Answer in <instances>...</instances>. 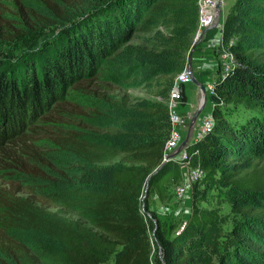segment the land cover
I'll return each mask as SVG.
<instances>
[{
    "label": "trees",
    "instance_id": "16d2710c",
    "mask_svg": "<svg viewBox=\"0 0 264 264\" xmlns=\"http://www.w3.org/2000/svg\"><path fill=\"white\" fill-rule=\"evenodd\" d=\"M197 1L20 0L9 20L0 10V42L35 25L59 30L34 56L0 60V156L17 177L48 182L27 197L0 189V264H264V0H235L193 51L191 63L219 32L212 53L228 50L234 66L224 79L220 60L214 73L193 71L200 83L215 76V125L186 147L205 174L187 225L174 235L147 199L141 210L147 186L165 203L181 182L177 162L162 165L165 103L187 65ZM139 88L160 100L130 95ZM40 141L71 159L70 177L56 172L66 183L39 170ZM216 188L239 217L231 232L198 207Z\"/></svg>",
    "mask_w": 264,
    "mask_h": 264
},
{
    "label": "rangeland",
    "instance_id": "374dc122",
    "mask_svg": "<svg viewBox=\"0 0 264 264\" xmlns=\"http://www.w3.org/2000/svg\"><path fill=\"white\" fill-rule=\"evenodd\" d=\"M18 1L20 0H0V10L3 13L4 19L9 20V13H15V6ZM234 2L235 0H222L221 11L223 18L227 16ZM58 31L59 30L43 31L41 30V28H39V25H35L32 28L25 29L20 39L18 38L7 40L6 42H0V60L8 59L9 61L13 62L20 58V56L32 57L37 53V51L41 47H43L44 41L52 37ZM9 33L10 35H12L10 31ZM217 60L219 61L220 59ZM213 79L214 77L211 80L209 78L208 81L205 79V77L200 78L201 82L206 86L212 83ZM181 90L185 103H182V100L180 101V104L178 105V112H193L198 106L200 98L199 90L192 83L181 85ZM129 93L130 95L136 98L157 101L160 100V98L154 94L155 90L139 88L135 90H130ZM211 97H213V95H211L209 91H206V106L197 118L194 130H198L201 118L208 112L212 111L214 100L213 98L211 99ZM64 107L67 110L70 108V105ZM188 126L189 123L184 127V129H182V139H184L186 136ZM36 145L40 149H44L45 153V155L42 156L44 164L43 166H40L39 170L43 173L46 178H51L61 183H66L67 180L64 177L57 175L56 172H63L70 177L68 173L72 165L71 159L64 152L56 148L49 147V145L43 141L37 142ZM8 165L9 164L4 159V157L0 156V189L8 188L12 184L18 185L19 188L24 190L22 197H27L30 195L32 196V194L26 193V190L36 192V194L39 195L40 189L47 187L46 185H48V182L46 180H42L40 178L41 176L34 178L17 177L19 175L13 170L7 168L9 167ZM183 177L184 175L182 174V178ZM182 178L179 184L184 183V180H182ZM197 186L199 190L202 189V182L198 183ZM193 190L194 187L190 186L187 189L185 197H183L182 199H178L175 197V195H173L172 189L171 198L168 202L165 203L159 202L156 199V195L152 192L148 196L143 197L141 210L143 212L144 200L147 199L149 211L154 213L157 216V219H159L161 222H164V224H166L167 226H174L175 229L173 230V234L177 235L182 230H184L192 213ZM197 204L200 209L206 211H213L217 213L220 219H225V231L231 232V227L239 221V217H236L235 214L231 211V207L228 200V193L225 189L216 188L211 190L208 198L204 201H200Z\"/></svg>",
    "mask_w": 264,
    "mask_h": 264
},
{
    "label": "built area",
    "instance_id": "2783aa9c",
    "mask_svg": "<svg viewBox=\"0 0 264 264\" xmlns=\"http://www.w3.org/2000/svg\"><path fill=\"white\" fill-rule=\"evenodd\" d=\"M216 0H198V22L196 28L195 37L198 36L205 28L211 26L215 18V6ZM221 72L218 78L224 79L226 75L232 71L234 66L233 55L228 51L222 48L221 54L219 56ZM190 83V79L186 72V68L179 75L175 77L174 83L169 93V97L166 101V106L168 109V117L170 122V133L169 137L166 139L164 144V158L168 157L167 161H174L179 164L184 180L182 184H179L174 189V195L178 199L185 197L187 189L199 182L204 178V172L196 167L193 168L190 165L188 153L186 147L180 148L182 139V129L189 123L190 115L192 112L187 111L185 113L178 112V105L180 104L182 93L181 85ZM207 91L211 95H214V84L210 83L206 87ZM215 125V120L212 115V112L205 114L200 122L197 133L195 135V141L202 140L208 133H210ZM180 149V150H179ZM177 150L179 152L177 153Z\"/></svg>",
    "mask_w": 264,
    "mask_h": 264
},
{
    "label": "water",
    "instance_id": "95a60500",
    "mask_svg": "<svg viewBox=\"0 0 264 264\" xmlns=\"http://www.w3.org/2000/svg\"><path fill=\"white\" fill-rule=\"evenodd\" d=\"M216 2L217 3H216V6H215V18H214L213 24L211 26H209L208 28H205L198 36H196L194 38V41L192 43V46H191V48H190V50L188 52V56H187L186 72H187L188 77L190 79V83H192L199 90L200 98H199V102H198L197 108L190 115L188 130H187L185 138L181 142L180 148H182V147L184 148V147H186L189 144V141L191 139V135H192V132L194 130V126H195V123L197 121V118L199 117V115L202 113L204 107L206 106V99H207L206 98V91H207V89L194 76L191 61H192L193 51L196 48V46H198V45H200L202 43L205 33L207 31L213 29V28H216L218 23H219V20H220V17H221L222 0H216ZM220 38H221V34H220ZM181 93H182V90H181ZM179 150H177V153L179 152ZM167 160H168V157L164 158L162 165L164 163H166ZM147 191H148V186L145 189L144 197L147 196Z\"/></svg>",
    "mask_w": 264,
    "mask_h": 264
},
{
    "label": "crops",
    "instance_id": "0c3cea01",
    "mask_svg": "<svg viewBox=\"0 0 264 264\" xmlns=\"http://www.w3.org/2000/svg\"><path fill=\"white\" fill-rule=\"evenodd\" d=\"M225 18H226V16H225ZM225 18L222 17V11H221V17H220L219 23H218L216 28H218V29L222 28ZM220 40H221L220 33L218 32L213 40H211L210 42H206V43L202 44V46H201L202 47V53L195 54L193 56L192 69L194 72H197L199 70H206L210 73H214V70L217 66L218 60L214 57L212 52H213V49L219 45ZM213 77H215V76L214 75L211 76L210 80ZM208 79L209 78H207V80ZM197 94H198V90H197ZM197 94H196V97H197ZM181 100H182V103H185L183 95H182ZM185 112H187V111H185ZM196 133H197V130L196 129L193 130L189 144L192 142H195Z\"/></svg>",
    "mask_w": 264,
    "mask_h": 264
}]
</instances>
